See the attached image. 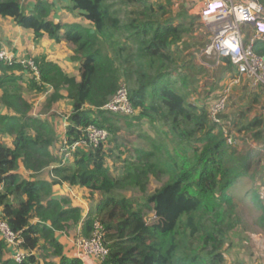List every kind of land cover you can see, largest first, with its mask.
Wrapping results in <instances>:
<instances>
[{"label":"trees","instance_id":"trees-1","mask_svg":"<svg viewBox=\"0 0 264 264\" xmlns=\"http://www.w3.org/2000/svg\"><path fill=\"white\" fill-rule=\"evenodd\" d=\"M257 1L264 7V0ZM21 2L0 0V18L31 31L35 40L46 35L69 45L80 78L69 82L57 64L43 57L32 61L36 74L27 66L0 60V103L13 113L0 115V136L11 139L10 144L0 140V220L20 240L19 249L25 253L21 264H56L42 261V253L58 259V264H83L79 258L65 257L56 239L57 233H67L82 219L79 207L67 198H54L53 188L62 184L97 197L80 237L90 238L93 221L100 222L107 250L101 264H226L240 223L232 190L247 177L264 146L239 152L227 144L221 126L210 120L208 102H189L193 84L180 60L184 40L193 34L198 18L175 12L169 0H68L69 12L88 22L91 30L49 20L44 1L27 14ZM253 50L264 55L260 42ZM225 63L233 67L229 60ZM27 77L29 90H53L48 105L65 91L71 105L68 143L78 141L90 125L101 128L96 116L110 123L114 114L102 108L122 86L133 109L130 116L144 121L153 134L118 173L107 165L101 144L77 149L72 166L56 164L46 140L54 135L53 128L29 116L31 106L20 84ZM262 102L263 91L250 99L253 105ZM121 117L126 116H116ZM244 119L239 113L232 127L259 144L264 139V114ZM20 164L28 179L19 172ZM49 168L50 180L33 179ZM152 178L165 181L145 194ZM128 190L144 195L138 206L124 195ZM252 200L264 214L256 194ZM145 210L153 215L150 223L143 217ZM8 250L0 240V264H16L5 259Z\"/></svg>","mask_w":264,"mask_h":264},{"label":"rangeland","instance_id":"rangeland-1","mask_svg":"<svg viewBox=\"0 0 264 264\" xmlns=\"http://www.w3.org/2000/svg\"><path fill=\"white\" fill-rule=\"evenodd\" d=\"M41 1L46 2V0ZM160 1L165 2L166 0ZM51 3L52 4L47 3L49 7L48 18L51 15L50 12L53 11L55 12L57 20L62 25L69 24V22L72 21L70 24H79L83 27L88 26V24L83 21V18L77 16L75 13L69 12V4H66L65 0H51ZM169 3L172 5L175 12H193V0H169ZM197 18L198 20L193 30V34L188 38V43L183 47L180 63L182 69L188 74L189 82L193 84V90L189 94V102L195 104H207L210 94L213 93L216 95L220 93L226 83L233 78L235 68L234 66L230 68L226 63L216 67L214 65L215 60H205L200 55L203 47L209 42L211 34L199 17ZM15 26L16 25L13 22L0 20V33L6 37L11 36L10 40L13 41L16 36L13 34L12 29ZM187 44L190 45L187 46ZM51 46L47 44L48 50L51 52L49 51L41 56L33 52L34 49L39 47L36 41L30 42L26 39H22L19 40L14 47L10 43H5L2 46L0 44V51L5 53L8 57L13 56L10 54H13L14 52L18 53L20 55L19 60L14 59L15 57L13 56L12 62L21 65L22 62L29 64L35 58L39 57L49 59L63 68L69 82H76L78 79L79 63L77 60L72 59L74 56L73 49L66 43L52 48ZM7 53H9L10 56ZM201 63H208L211 66L213 65V67L205 68ZM26 80H29V78H24L20 81V84L23 88V98L30 103L31 106L29 116L39 119L44 124L53 128L54 135L46 139L48 142L47 148L53 158L57 161L56 164H58L59 161L61 163L59 152L63 138L60 139L59 135L62 137V133L58 128L63 122H68L67 120L71 114L70 102L65 98V91L62 90L60 93L62 97L58 101L48 105L47 99L52 94L53 90L50 92L45 89V93L39 94L34 89L29 90ZM212 89H215V91ZM2 92L3 91L0 90V94ZM255 94L257 93L249 91L244 81H240L238 86L232 88L227 100L224 119L231 121V132L236 141L233 148L241 153L249 150L257 151L259 150V147L264 146V139L259 142V144H256L251 141L249 135L239 133L234 127H232V120L241 112L245 116L243 122H247L255 116L264 114V112L260 110L264 105V102L260 105L250 104V99L252 100ZM103 116L107 117V114H104ZM116 116L117 115H113L111 117L109 124L96 116V123L107 133L105 141L101 144L102 149L105 152L107 165L115 173H118L126 162L134 161L135 149L145 147V137L152 135L153 132L144 121L135 119V116L129 115L121 118H116ZM260 152V155L255 156L247 177L232 190L236 200L240 223L235 227V231L232 234V242L226 253V264H264V214L261 213L259 208L257 209L254 206V201L252 200L253 194H256L261 205L264 206V149ZM67 164L72 166L73 160L69 161ZM47 172L48 170H44L33 179L46 180L49 177ZM50 178L51 177H49V180ZM164 181L165 180L163 179L155 180L152 178L146 187L145 194L153 193L163 184ZM74 191L72 192L73 200L77 197L85 204V211H87V214L93 215L95 204L97 202L96 195H91L88 191L83 190V188H74ZM124 195L134 202V206H138L144 196L137 190H128L124 192ZM58 197L59 199H68V197L62 193L59 194ZM69 201L72 206L77 204L74 203V201ZM143 217L145 221L149 223L154 219L152 213L146 210ZM66 236L73 238V240H76L78 237L76 231L73 229L67 232ZM41 255L42 261L55 260L53 257L49 258L46 253H42Z\"/></svg>","mask_w":264,"mask_h":264},{"label":"built area","instance_id":"built-area-1","mask_svg":"<svg viewBox=\"0 0 264 264\" xmlns=\"http://www.w3.org/2000/svg\"><path fill=\"white\" fill-rule=\"evenodd\" d=\"M197 16L205 24L211 37L201 50V56L207 60H215V66L224 64L226 60L234 66L235 74L226 83L221 92L208 100L210 120L221 126L222 133L229 146H234L236 141L232 136L230 122L222 119L224 116L228 96L233 87L240 81L246 83L250 92L264 93V55L254 52V44L260 42L264 45V7L257 0H193ZM0 60L12 63V58L0 51ZM22 65L29 67L34 74L36 69L33 62ZM205 68L213 65L201 63ZM114 115L129 116L133 113L128 93L124 86L120 87L113 98L102 108ZM107 137L104 129L90 125L82 133V137L73 143H68L63 138L60 147L61 164L73 160L77 149H88L102 144ZM90 238L77 237L74 240L76 258L81 261L93 258L102 262L107 254L103 245V228L98 220L92 224ZM0 234L9 249H15L11 259L16 264H21L25 253L19 249L20 240L12 233L5 222L0 220Z\"/></svg>","mask_w":264,"mask_h":264},{"label":"crops","instance_id":"crops-1","mask_svg":"<svg viewBox=\"0 0 264 264\" xmlns=\"http://www.w3.org/2000/svg\"><path fill=\"white\" fill-rule=\"evenodd\" d=\"M38 1H41V0H36V1L35 0H22L21 7H22L23 12L26 13V14L31 12L32 9L34 8L35 4ZM65 1H66V4H67L68 0H65ZM45 3L52 4L51 0H46ZM192 9H193V12L190 10L191 12H188V13L190 15H194V16L198 17L197 16V12L195 11L196 10L195 7H193ZM50 14H51L50 17L48 18L49 20H52L55 23H60L57 20L56 16H55V12L52 11V12H50ZM0 20H7V21H10V22H13V20H11V19H2V18H0ZM72 20H73V18H72ZM83 21H85V20H83ZM71 22H69V24ZM85 23L88 24V26H84L85 28L93 30V27L88 22L85 21ZM65 25H67V24H65ZM12 30H13V34H15V36H16L15 39H13V41L10 40L11 36L6 37V36H4L3 34L0 33V44H1V46L4 45L5 43H10L14 47V46L17 45V42L19 40H22V39H26L27 41H30V42H35L36 41V43H37V45H39V47L34 49L33 52L37 53L38 55L43 56L44 54H46V53H48L50 51V50H48L47 44H49V46L52 45L51 48L55 47V46H61L62 44H65V43L57 44L54 41L50 40L46 35H44L39 40H35L34 39V35H33V33L31 31L24 30V29L18 27L17 25ZM188 41H189V39L184 40L183 47L186 45V43H188ZM189 45L190 44H187V46H189ZM7 54L9 55V53H7ZM10 55H13L15 57L14 59H16V60L18 59L19 60V56L20 55L18 53L14 52L13 54H10ZM13 56H10V57L13 59ZM46 60L47 61H51L49 59H46ZM51 62H53V61H51ZM60 68L63 70L62 67H60ZM63 72H64V70H63ZM30 77H32V75H30ZM79 80H80V78H79V73H78V79H77L76 82H79ZM46 89L48 91H50V92L52 91V89L50 87H46ZM2 93L0 94V97H1ZM0 115L12 116L13 113L11 111H9L8 109H6L4 106H2L1 103H0ZM67 125H68V123L63 122V124L58 128V130L62 133V137H61V135L58 134L60 139L64 138L66 136ZM56 132H58V131H56ZM0 140L2 142L6 141V142H3L5 144H10V142H11L10 137L7 136V135L0 136ZM50 169L51 168L46 169V170L49 171ZM19 172L23 175V177L25 179H26V176H27V179H28V173H26V171L24 170V168L22 167L21 164H20ZM46 180H49V177ZM74 188H79V187H71V186H69L67 184L56 185L53 188V196H54V198L59 199L58 196H59V194L62 193L64 195H66V197H68L69 200H71L72 202L74 201V203H77L76 205H74V207H79L81 209V211H82V219H81L80 223L77 226L73 227V230L76 231L77 236L80 237V231H81L82 222L86 219L88 214H87V211H85V204L82 201H80L77 197L73 200L72 192L74 191ZM83 190L87 191L86 189H83ZM1 191H2V187L0 185V192ZM0 218H1V208H0ZM56 239L63 246V254H64L65 257H67V258L77 257L76 254H75L76 249H75V246H74L73 238L66 236V233H57L56 234ZM0 240H3L1 234H0ZM13 253H15V249H9L8 252L5 254V259H10L11 260V256L13 255ZM50 262L58 264L59 260L55 259V260L50 261ZM82 262H83V264H100L101 263V262H99V261H97V260H95L93 258H85V259L82 260Z\"/></svg>","mask_w":264,"mask_h":264},{"label":"water","instance_id":"water-1","mask_svg":"<svg viewBox=\"0 0 264 264\" xmlns=\"http://www.w3.org/2000/svg\"><path fill=\"white\" fill-rule=\"evenodd\" d=\"M263 102H264V93H263ZM262 112H264V105L260 108Z\"/></svg>","mask_w":264,"mask_h":264},{"label":"clouds","instance_id":"clouds-1","mask_svg":"<svg viewBox=\"0 0 264 264\" xmlns=\"http://www.w3.org/2000/svg\"><path fill=\"white\" fill-rule=\"evenodd\" d=\"M66 137V136H65Z\"/></svg>","mask_w":264,"mask_h":264}]
</instances>
